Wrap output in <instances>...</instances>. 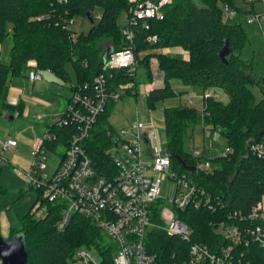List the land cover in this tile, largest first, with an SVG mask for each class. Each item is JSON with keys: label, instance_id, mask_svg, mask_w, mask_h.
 <instances>
[{"label": "trees", "instance_id": "trees-1", "mask_svg": "<svg viewBox=\"0 0 264 264\" xmlns=\"http://www.w3.org/2000/svg\"><path fill=\"white\" fill-rule=\"evenodd\" d=\"M229 0H172L164 6L161 18H149L130 24L134 31L133 49L137 66L133 72L125 68L111 69L108 83L111 90L120 84L131 83L125 94H138V87L154 80L151 64L157 61L164 75V86L147 95L154 107L158 101L180 96L188 89H177L176 81L184 86L200 85L205 91L211 86L222 87L229 95L227 102L215 96H205L203 101L204 126L219 130L224 135L230 151L210 158L211 169H184L178 158L190 166L197 159L185 147L188 130L198 121V111L186 104H172L164 108L166 150L170 154L172 169L192 177L214 200V209L201 204L175 209V214L192 229V241L209 245L212 249L233 246L230 264H264V247L253 241L246 228L251 221H239L230 217V212L248 213L264 197V160L248 154L251 141L264 143V77L255 72L254 59L242 56L241 49L248 36L240 22H226L219 2ZM129 0H0V45L8 35L11 23L12 46L9 62L0 60V116L3 112L14 113L20 105L8 102V82L28 68L29 60H36L40 69H50L55 74L68 78L65 65L72 61L77 72V83L91 82L103 72L104 52L108 46L113 50L127 43L122 33L120 18L129 17ZM94 12L101 18L87 32L76 31L71 37L65 23L71 17L83 15L90 20ZM94 23V22H93ZM148 24V27H146ZM155 35L157 39L148 40ZM232 48L226 62L219 52L226 44ZM182 47L189 58L163 50ZM258 85L263 96L256 99L252 89ZM122 95V96H123ZM110 100L99 123L104 127L92 132L89 152L95 159L99 174L115 169L106 148L112 144L115 132L109 122ZM66 141L70 127H53ZM55 143V144H54ZM49 144L53 147L58 139ZM205 157V156H203ZM2 166L0 165V173ZM3 190L0 185V191ZM40 196L42 190L37 188ZM159 203V200H158ZM46 215L36 218L29 211L21 219V228H11L10 235L22 234L28 252L27 264H69L79 246L102 244L106 241L100 228L88 217L75 213L65 228L57 221L62 212L58 202H48ZM159 208V206L157 207ZM222 225H239L243 240L234 242ZM189 242L180 236L168 235L156 228L148 240V248L157 254L159 264H179L185 257Z\"/></svg>", "mask_w": 264, "mask_h": 264}, {"label": "built area", "instance_id": "built-area-1", "mask_svg": "<svg viewBox=\"0 0 264 264\" xmlns=\"http://www.w3.org/2000/svg\"><path fill=\"white\" fill-rule=\"evenodd\" d=\"M129 17L122 26L126 40L123 48L115 49L103 64V72L91 82H83L73 86V94L67 102L65 111L57 115L48 124V135L39 138L34 144V163L36 171L48 167V149L59 153V161L52 175H40L37 178L26 173L29 183H36L42 190L43 198L48 202H58L62 206L57 221L59 228H65L75 213L90 218L102 231L106 238L102 244L79 246L74 251L69 264H159L157 254L148 248L151 233L160 228L168 235L180 236L189 242L186 257L179 264H230L233 259V246H221L212 249L209 245L192 241V229L176 214L167 220L164 210L156 202L161 198L162 181L173 177L177 183L175 195L169 202L175 209L184 210L190 205L201 204L214 209V200L205 194L198 183L186 173H178L172 169L171 157L165 147L156 141L154 129L148 123L137 118L131 124L125 136L116 130L112 133V144L106 148L111 156L115 169L99 174L95 167V159L89 152V139L96 129L99 117L104 113L110 100L118 101L131 83L120 84L119 89L111 90L108 73L111 69L125 68L133 72L137 66L134 54V31L130 24L149 18H161L164 6L172 0H129ZM225 11L233 13L229 4ZM262 16L259 15L258 18ZM101 18V12H96ZM75 17L65 23L71 37L76 36ZM148 27V24H146ZM264 36V25H261ZM155 35L148 40H156ZM28 78L35 82L42 78L40 68L35 62H28ZM215 96V91L206 92L204 97ZM189 97H192L191 95ZM19 114V113H18ZM39 118V117H38ZM53 127H70L71 132L66 141L59 136ZM219 131V130H218ZM221 132V131H220ZM58 139V143L49 146ZM116 140V143L114 142ZM152 143V145H151ZM55 144V143H54ZM17 141L12 137L0 140V165L6 159L1 150L14 148ZM60 146L65 147L61 151ZM153 146V147H152ZM248 154L264 160V143L251 141ZM230 151L227 147L223 154ZM197 159L196 169L210 170V158L214 153L203 157L199 151H191ZM42 202L38 203L35 212ZM47 209V205H45ZM230 217L239 221H251L245 230L249 237L264 247V203L259 202L248 213L230 212ZM222 228L234 242L243 240L239 225H222ZM119 244L120 250L113 254L112 247ZM0 264H4L0 257Z\"/></svg>", "mask_w": 264, "mask_h": 264}, {"label": "rangeland", "instance_id": "rangeland-1", "mask_svg": "<svg viewBox=\"0 0 264 264\" xmlns=\"http://www.w3.org/2000/svg\"><path fill=\"white\" fill-rule=\"evenodd\" d=\"M233 3V13L225 11V4L220 1L218 4L222 7L223 18L226 22H240L248 36V41L242 47V56L255 61V72L264 77V36L261 31V25H264V0H229ZM96 19L91 22L83 15L75 16L74 28L76 31L87 32L95 22H97L96 12L93 13ZM261 15V18L258 16ZM126 20L125 13L120 18V22ZM8 35L0 45V60L9 62L10 48L12 46L11 23L7 25ZM37 63L36 60H29ZM157 62V61H153ZM152 63V64H153ZM38 64V63H37ZM151 64V67H152ZM159 65V64H158ZM68 78L55 74L50 69H40L42 78L38 81H31L28 78L29 68L19 75L12 76L8 86L19 90L24 99L23 108L16 109L14 113L7 115L8 111L0 116V140L6 137H12L17 141V146L10 149L1 150L6 159L2 164L0 173V185L3 190L0 191V232L8 238L11 228H21L23 225L22 217L31 211L36 218H42L46 215L45 204L34 211L37 204L42 202V196L37 191L36 183L27 181L26 173L31 171V175L37 178L40 175H52L57 162L59 153L48 149V167L44 170L36 171L34 163V144L44 136L48 135V124L57 115L62 114L67 106V98L73 94V86L76 85L78 77L72 61L65 65ZM153 68H156L154 64ZM160 69V68H159ZM153 70V69H152ZM188 92H182L180 96H173L162 101H158L154 107H151L147 100L145 85L138 87V94H125L118 101L112 102L109 111V122L114 129L125 136L122 130L127 132L131 129V124L137 118L148 123L154 129V135L157 143L162 147L166 145V132L164 123V108L172 104H186L194 107L198 113L197 123L188 130L185 138V147L189 151L197 150L202 156H208L214 153H224L227 149V142L224 135L214 129L204 126L203 122V88L200 85H190ZM210 91L215 90L218 98L227 102L229 95L220 86L209 87ZM256 99L263 96V91L258 85L252 87ZM193 92L192 97L189 93ZM19 113V114H18ZM13 116V118L11 117ZM39 117V118H38ZM106 123H99L98 128L104 127ZM97 128V127H96ZM101 129V128H100ZM152 145V143H151ZM110 147V146H108ZM153 147V146H152ZM61 151H65L64 146H60ZM176 181L173 177H166L162 181L161 198L156 202L157 206L167 207L164 210V216L167 220L172 218L175 208L169 202V199L176 193ZM264 203V197L262 199ZM220 230H223L221 227ZM120 250L119 244L112 247L113 254Z\"/></svg>", "mask_w": 264, "mask_h": 264}, {"label": "water", "instance_id": "water-1", "mask_svg": "<svg viewBox=\"0 0 264 264\" xmlns=\"http://www.w3.org/2000/svg\"><path fill=\"white\" fill-rule=\"evenodd\" d=\"M90 21L94 22L93 17L90 16ZM112 46H108L104 52V62L108 59L109 55L112 53ZM232 51V48L229 47V44H226L222 47L219 52V56L223 61L226 62L227 54ZM13 118V116H12ZM116 143V140H114ZM179 163L182 168L195 170V166L187 165L182 158H178ZM0 257L4 264H27L28 261V252L26 249V243L22 234H14L10 238H5L0 232Z\"/></svg>", "mask_w": 264, "mask_h": 264}, {"label": "crops", "instance_id": "crops-1", "mask_svg": "<svg viewBox=\"0 0 264 264\" xmlns=\"http://www.w3.org/2000/svg\"><path fill=\"white\" fill-rule=\"evenodd\" d=\"M163 51L166 52V53H170V54L180 55L183 58H189V52L187 50L183 49L182 47H178V46H176V47H170V48L164 49ZM154 64L156 65V68L155 69L153 68ZM152 69H153V72H154V80L152 82H146V83H144L147 95L153 89L162 88L164 86V75H163V73L159 69L158 62H154L152 64ZM174 85H175V87L177 89H185V88L189 89L188 88L189 86H184V85H182L178 81H176L174 83ZM213 91H215V90H213ZM206 92H211V91H210L209 88H207L205 91H203V93L205 94ZM189 95H193V92L189 93ZM7 99H8V102L9 103L15 104V105H20L21 108H23V106L25 104L24 103V99L22 98L20 91L17 90V89H15L14 87H10L9 88ZM67 100H69V98H67ZM6 114L9 115V113H6ZM262 203H263V201H262Z\"/></svg>", "mask_w": 264, "mask_h": 264}]
</instances>
